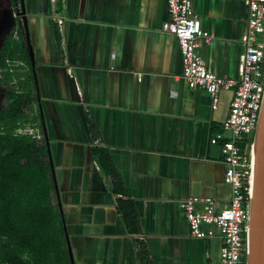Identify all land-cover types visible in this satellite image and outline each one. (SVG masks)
<instances>
[{"label":"crops","instance_id":"0c3cea01","mask_svg":"<svg viewBox=\"0 0 264 264\" xmlns=\"http://www.w3.org/2000/svg\"><path fill=\"white\" fill-rule=\"evenodd\" d=\"M16 2L0 0V49L14 23L23 25L11 12L22 3L35 107L75 264H217L220 237L192 236L180 203L209 197L217 210L229 205L225 165L210 138L222 131L234 89L221 90L212 109L204 90L188 87L177 40L163 28L166 0ZM192 7L212 37L197 49L207 70L238 80L244 0H193ZM95 148L108 153L127 195L112 192ZM122 197L135 206L136 235L118 213Z\"/></svg>","mask_w":264,"mask_h":264},{"label":"trees","instance_id":"16d2710c","mask_svg":"<svg viewBox=\"0 0 264 264\" xmlns=\"http://www.w3.org/2000/svg\"><path fill=\"white\" fill-rule=\"evenodd\" d=\"M15 27L0 49V86L8 89L0 107V264H70L23 27ZM26 129L39 131L41 139L23 133ZM92 153L112 192L127 195L108 153L101 148ZM117 210L127 232L138 234L133 202L119 198ZM138 254L147 263L144 247Z\"/></svg>","mask_w":264,"mask_h":264},{"label":"built area","instance_id":"2783aa9c","mask_svg":"<svg viewBox=\"0 0 264 264\" xmlns=\"http://www.w3.org/2000/svg\"><path fill=\"white\" fill-rule=\"evenodd\" d=\"M51 1L54 4L58 0ZM192 1L166 0L169 21L163 28L177 40L182 62L181 77L190 89H202L209 95L212 109L217 106L221 90L234 89L222 131L210 138V144L219 148L225 165L224 181L231 194L229 205L224 209L217 210L209 197H189L180 203V208L192 236L199 239L220 237L222 247L217 264H245L253 142L264 66V0H244L247 20L240 38L243 54L238 80L221 78L207 70L197 49L211 43L212 37L202 29ZM57 24L62 31L63 21L57 19ZM23 133L41 139L37 130L26 129Z\"/></svg>","mask_w":264,"mask_h":264},{"label":"water","instance_id":"95a60500","mask_svg":"<svg viewBox=\"0 0 264 264\" xmlns=\"http://www.w3.org/2000/svg\"><path fill=\"white\" fill-rule=\"evenodd\" d=\"M14 2H16V0H14ZM16 3L14 4L13 8H11V12L13 13L12 14L13 17H19V18L22 17L21 22L23 24L22 27L27 45V51L30 57L32 69H34L33 52L29 42V33L27 30L25 11L23 9L22 3L20 5ZM16 23L19 24V21H17ZM16 23H14L10 31L4 35V38L7 35H9V33L13 30V28H15ZM33 74L35 77V72H33ZM44 139L48 148L50 163L52 165L47 137L44 136ZM52 178H53L56 196L58 197L57 185H56V179H55L53 167H52ZM58 207L62 215L61 205L59 201H58ZM62 221L64 224L65 239H66L70 264H75L74 256L69 242V237L67 235V231L65 227L64 218H62ZM246 264H264V66H263V75H262L258 123H257V129L255 132L254 142H253V163H252V177H251Z\"/></svg>","mask_w":264,"mask_h":264},{"label":"rangeland","instance_id":"374dc122","mask_svg":"<svg viewBox=\"0 0 264 264\" xmlns=\"http://www.w3.org/2000/svg\"><path fill=\"white\" fill-rule=\"evenodd\" d=\"M7 91H8V89H6V90L0 89V107L5 103ZM245 264H246V260H245Z\"/></svg>","mask_w":264,"mask_h":264}]
</instances>
